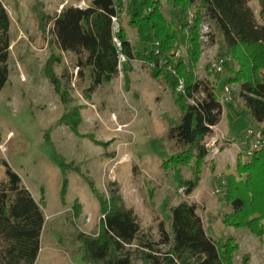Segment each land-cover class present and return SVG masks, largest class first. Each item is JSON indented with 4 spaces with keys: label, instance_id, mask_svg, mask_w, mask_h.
I'll return each mask as SVG.
<instances>
[{
    "label": "rangeland",
    "instance_id": "obj_1",
    "mask_svg": "<svg viewBox=\"0 0 264 264\" xmlns=\"http://www.w3.org/2000/svg\"><path fill=\"white\" fill-rule=\"evenodd\" d=\"M160 1L163 13L170 17L171 1ZM2 2L10 18V45L8 79L0 90V181L5 177L4 160L42 207L44 223L34 264H85L77 233L95 234L101 218L91 186L108 197L111 182L147 237L159 240L161 222L169 230V207L182 201L195 203L208 235L220 241L235 237L236 264L244 255L249 256L247 264H264V239L246 228L222 223L223 213L230 208L222 198L220 174H234L238 152L248 159L245 131L258 126L243 102L226 101L221 93V120L205 140L208 154L198 184L186 194L174 169L161 167L176 153L166 133L179 122V96L163 78L154 80L149 67L137 60L122 61L116 78L88 91V71L78 76L74 56L61 52L39 25L38 13H56L65 4L85 7L90 0ZM250 6L261 21L257 3L251 1ZM121 16L133 47L140 51L150 47L151 37L128 26V17ZM215 52V45L204 44L198 77L205 76V65ZM49 58L68 91L66 103L44 74ZM229 90L236 87L230 85ZM77 118L76 128L72 127ZM193 166H182L181 177L192 179ZM132 264H141L138 255L134 254Z\"/></svg>",
    "mask_w": 264,
    "mask_h": 264
},
{
    "label": "trees",
    "instance_id": "obj_2",
    "mask_svg": "<svg viewBox=\"0 0 264 264\" xmlns=\"http://www.w3.org/2000/svg\"><path fill=\"white\" fill-rule=\"evenodd\" d=\"M170 1V17L163 13L160 0H90L85 7L65 4L56 13H38V19L57 48L74 56L78 76L88 71V91L117 77L121 52L126 60L147 65L154 80L163 78L179 96V122L166 133L176 153L161 167L174 169L179 186L190 194L208 154L205 140L212 137L213 128L221 120L224 85L236 87L231 91V100H241L264 130V0ZM251 1L257 3L261 21ZM122 14L128 17V26L151 37L150 47L142 51L133 47L122 26ZM112 17L118 25L115 33ZM203 25L208 27L206 42L201 38ZM9 26L8 12L0 0V90L8 79ZM114 36L120 41V51ZM205 43L216 46L214 59L224 60L220 72L210 71L207 63L205 76L200 78L196 68ZM43 70L54 92L66 103L68 91L54 73L51 58ZM179 79L183 80L182 91H176ZM78 121L73 120L72 127L76 128ZM241 154L235 155L234 174H220L222 198L230 208L223 213L222 223L246 228L264 239V148L246 153L248 159ZM191 164L193 178H182L180 168ZM2 165L5 177L0 181V264H34L40 251L43 210L7 162L3 160ZM112 184L108 186V197L91 186L101 218L95 234L77 233L78 251L85 264H132L134 254L141 264H236L234 254L239 244L235 237L226 236L220 241L208 235L195 203L182 201L169 207L170 228L167 230L161 222L160 238L153 240L141 231L136 214L124 205L117 187H110ZM65 189L66 182L62 195ZM78 211L76 207L74 212ZM248 261L249 256L244 255L240 264Z\"/></svg>",
    "mask_w": 264,
    "mask_h": 264
},
{
    "label": "built area",
    "instance_id": "obj_3",
    "mask_svg": "<svg viewBox=\"0 0 264 264\" xmlns=\"http://www.w3.org/2000/svg\"><path fill=\"white\" fill-rule=\"evenodd\" d=\"M112 21L114 23L113 31L115 33L118 31V25H117L116 17H112ZM207 31H208V27L206 25H203L202 30H201V38L204 42L207 41V35H206ZM113 40H114L116 47L120 51L121 50L120 41L115 36L113 37ZM125 60H126V58L120 52L119 53V59H118V68H119L121 62L125 61ZM223 60H224L223 58H220V59H215V60L213 59L212 61L208 62L209 67H210V71L220 72L222 70ZM176 90L177 91L183 90V80L182 79H179L178 84L176 86ZM222 92L224 95V100H226V101L231 100V92L229 90L228 85L223 86ZM245 136H246L249 151L264 148V130L261 129L260 127H253V126L249 127L245 131Z\"/></svg>",
    "mask_w": 264,
    "mask_h": 264
},
{
    "label": "crops",
    "instance_id": "obj_4",
    "mask_svg": "<svg viewBox=\"0 0 264 264\" xmlns=\"http://www.w3.org/2000/svg\"><path fill=\"white\" fill-rule=\"evenodd\" d=\"M262 127H264V123L262 124Z\"/></svg>",
    "mask_w": 264,
    "mask_h": 264
}]
</instances>
